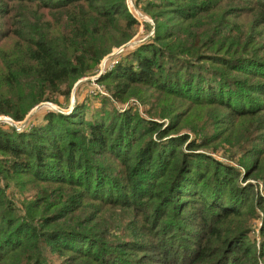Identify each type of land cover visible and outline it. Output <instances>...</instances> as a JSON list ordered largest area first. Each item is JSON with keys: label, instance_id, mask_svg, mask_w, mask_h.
Here are the masks:
<instances>
[{"label": "trees", "instance_id": "16d2710c", "mask_svg": "<svg viewBox=\"0 0 264 264\" xmlns=\"http://www.w3.org/2000/svg\"><path fill=\"white\" fill-rule=\"evenodd\" d=\"M134 6L153 23L103 92L0 121V264H264V0ZM139 25L126 0H0V116L67 108Z\"/></svg>", "mask_w": 264, "mask_h": 264}, {"label": "rangeland", "instance_id": "374dc122", "mask_svg": "<svg viewBox=\"0 0 264 264\" xmlns=\"http://www.w3.org/2000/svg\"><path fill=\"white\" fill-rule=\"evenodd\" d=\"M132 1V3H133V6H130V8H128L129 10H130V12L132 13V15L140 22V25H139V28H138V32L135 34V36L130 40V41H139L140 39L142 40V38L144 37V36H146V34H147V31H145V29L143 28V25H142V22L144 21V19L140 16V14L139 13H141L140 11H139V9H137L135 6H134V0H131ZM126 2H127V0H126ZM139 12H137V11ZM142 14V13H141ZM142 15H144V14H142ZM146 16V15H145ZM148 19H150L148 16H146ZM151 20V19H150ZM152 21V20H151ZM153 23V22H152ZM134 45V44H133ZM129 49H131L130 47H129ZM118 50H120L119 48H117V47H114L113 48V50H112V52L113 51H118ZM122 51V50H121ZM115 52V53H116ZM106 57V56H105ZM105 57L102 59V61L100 62V64H99V68H101V66L103 65V67H105L106 66V63H108L107 62V60H108V58L104 61V59H105ZM111 57V56H110ZM93 77L94 76H90V77H83V78H81V79H79V81H77L74 85H73V87H72V89H71V91H70V100H71V97H73V98H75V97H78L79 99H83L85 96H87V94H89V93H93L92 92V90H91V88H97V87H99L95 82H94V80H93ZM88 79H90V84L89 83H87V81H88ZM59 101H60V103H62L63 104V102H64V100H63V97L62 96H60L59 97ZM40 104H42V106L41 107H39L37 110H35L32 114H31V116L29 117V121L25 124V125H27V124H29V123H31V122H34V121H36V120H39L40 118H41V116L44 114V112L45 111H47V110H50V109H52L51 107H55V109H58V110H56V111H59V110H61V111H68L69 109H70V102H69V105H68V107L67 108H63V107H60L59 105H56L55 103H51V102H42V103H40ZM138 105H140V108L142 109L143 107V105H141V104H139V103H137ZM118 105H120V104H118ZM36 107V106H35ZM34 107V108H35ZM33 108V109H34ZM32 109V110H33ZM53 110V109H52ZM31 112V111H30ZM29 112V113H30ZM29 113L26 115V117L29 115ZM5 117V119L6 118H8L7 116H4ZM4 117L3 116H0V118L1 119H4ZM25 117V118H26ZM24 118V119H25ZM11 119V118H10ZM23 119V120H24ZM22 120V121H23ZM22 121H13V122H16L18 125H21V127L20 128H22L23 126H25L24 124L22 125L21 123H22ZM2 122H6V123H8L7 121H2ZM216 157L217 158H219V159H224L223 158V156H222V152H219L218 154H216ZM56 261H54V263H55Z\"/></svg>", "mask_w": 264, "mask_h": 264}, {"label": "water", "instance_id": "95a60500", "mask_svg": "<svg viewBox=\"0 0 264 264\" xmlns=\"http://www.w3.org/2000/svg\"><path fill=\"white\" fill-rule=\"evenodd\" d=\"M137 11V10H136ZM138 12V11H137ZM139 13V12H138ZM140 14V16L145 20V21H149L150 23H152V21L150 20V19H148L145 15H142L141 13H139ZM136 43H138V41H129V42H127V43H125L124 45H122L121 47H119V49L120 50H122L125 46H127V45H133V44H136ZM113 54H115V51H113V52H111V53H109L106 57H105V59H104V61L107 59V58H109L110 56H112ZM104 65V64H103ZM103 65L101 66V68H100V71H99V73L97 74V75H95L93 78H98V76L103 72V70H104V67H103ZM74 105H75V98H73V97H71V100H70V109H69V111H68V113L72 110V108L74 107ZM42 106V104H38L33 110H31V112L29 113V115L22 121V125L24 124H26L28 121H29V117L31 116V114L35 111V110H37L39 107H41ZM53 110H58V109H55V107H51ZM4 117V116H3ZM7 121L10 125H12V126H14V127H16L17 129H20V127H21V125H18L16 122H13V120L12 119H10L9 117L8 118H6L5 119V117H4V119H1L0 118V121Z\"/></svg>", "mask_w": 264, "mask_h": 264}, {"label": "built area", "instance_id": "2783aa9c", "mask_svg": "<svg viewBox=\"0 0 264 264\" xmlns=\"http://www.w3.org/2000/svg\"><path fill=\"white\" fill-rule=\"evenodd\" d=\"M127 6H128V8H130V6H133V3H132V1L131 0H127ZM121 50H118L115 54H117V53H119ZM114 55V54H113ZM100 71V70H99ZM99 73V72H98ZM97 73V74H98ZM96 74V75H97ZM96 78H93V80H95ZM97 89L100 91V92H103L102 90H101V88L100 87H97Z\"/></svg>", "mask_w": 264, "mask_h": 264}]
</instances>
